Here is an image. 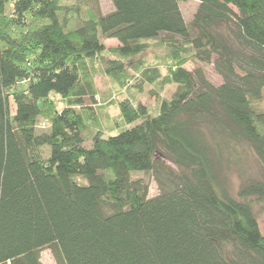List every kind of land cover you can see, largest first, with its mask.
I'll return each mask as SVG.
<instances>
[{
  "label": "trees",
  "instance_id": "trees-1",
  "mask_svg": "<svg viewBox=\"0 0 264 264\" xmlns=\"http://www.w3.org/2000/svg\"><path fill=\"white\" fill-rule=\"evenodd\" d=\"M62 1L0 0V264H41L45 248L56 264H264V0H197L189 25L184 0H109L73 28ZM151 41L167 72L142 66L136 87L172 85L170 99L156 115L120 101L125 128L87 148L94 63L118 79ZM247 153L262 176L232 195Z\"/></svg>",
  "mask_w": 264,
  "mask_h": 264
},
{
  "label": "rangeland",
  "instance_id": "rangeland-1",
  "mask_svg": "<svg viewBox=\"0 0 264 264\" xmlns=\"http://www.w3.org/2000/svg\"><path fill=\"white\" fill-rule=\"evenodd\" d=\"M86 6L79 5L76 0H63L62 5L66 9L63 11L64 18L67 20L66 26L73 28L77 22L80 23L86 17L87 10L94 11L97 15H107L113 11L112 4L109 0H88ZM197 0H184L179 3V8L182 17L187 25L192 21L193 15L197 9ZM106 47V54L104 56H111L110 50L118 46L116 40H103ZM157 41L148 42L149 48L145 53L130 61L124 76L118 79H113L103 73V67L100 59L96 60L93 65V83L96 89V104L90 101L85 102V105H92V112L90 117L87 118V128L84 132L85 146L89 148L92 143V138L96 133H100L103 138L116 134L121 129L125 128L118 110V103L122 100H130L134 104L142 103L145 105L152 115L158 112L159 101L169 100L174 86H166L160 89L158 85H144L142 90H137L140 71L144 67L156 66L162 74L167 72V54L162 46H158ZM139 64V65H138ZM131 65V66H129ZM143 66V68H141ZM183 67L188 71H193L197 67H201L206 75L207 80L218 86L221 84V79L215 74L211 66H204L197 64L191 59L186 60ZM56 108L61 109L63 103L59 98L52 97ZM39 131V130H38ZM166 165H168L166 163ZM176 170L173 166H170ZM241 170L239 174L237 171ZM232 166L226 171V176L229 183L230 192L232 195L237 193L240 181L244 177L260 178L262 170L259 164L254 159L252 154L247 153L242 156V163L239 169ZM133 179H141L148 187V197L154 198L159 194L158 185L152 173H141L132 176ZM254 212L258 218V224L262 235L264 236V203H255ZM41 264H56L51 251L47 248L41 250L40 253Z\"/></svg>",
  "mask_w": 264,
  "mask_h": 264
}]
</instances>
